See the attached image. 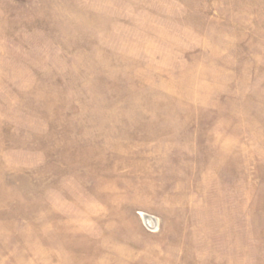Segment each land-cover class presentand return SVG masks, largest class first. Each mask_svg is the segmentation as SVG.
<instances>
[{"label":"rangeland","instance_id":"obj_1","mask_svg":"<svg viewBox=\"0 0 264 264\" xmlns=\"http://www.w3.org/2000/svg\"><path fill=\"white\" fill-rule=\"evenodd\" d=\"M0 264H264V0H0Z\"/></svg>","mask_w":264,"mask_h":264},{"label":"bare ground","instance_id":"obj_2","mask_svg":"<svg viewBox=\"0 0 264 264\" xmlns=\"http://www.w3.org/2000/svg\"><path fill=\"white\" fill-rule=\"evenodd\" d=\"M146 220L151 224L155 225L156 224V219L153 216L146 215Z\"/></svg>","mask_w":264,"mask_h":264}]
</instances>
